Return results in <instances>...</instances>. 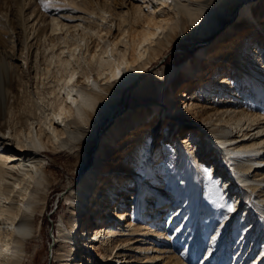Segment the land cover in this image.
<instances>
[{"label": "rangeland", "instance_id": "obj_1", "mask_svg": "<svg viewBox=\"0 0 264 264\" xmlns=\"http://www.w3.org/2000/svg\"><path fill=\"white\" fill-rule=\"evenodd\" d=\"M251 1L256 2L255 13L262 14L260 17L255 14L256 18L264 24L263 0ZM234 2L235 0H226L223 12L230 11V16L218 15L219 11L214 9L216 24L204 23L202 20L199 23L183 20L172 36L164 41L163 54L160 58L140 77L121 88L116 97L112 116L105 115L104 123L99 126L97 121L75 126L72 128V133L63 139L61 147L51 145L48 150H42L41 154L45 157L44 163L50 182L46 186L45 193H42L43 200L40 201V208L35 217V233L32 238L27 239V250L22 264H57L54 253L58 247L56 238L59 234L60 221L73 212L70 203L89 168L95 172L91 183L88 184L89 187L82 191L85 193L82 199L85 200L87 207L83 209L85 216H80V223L76 226L75 244L83 233L82 228L100 227L103 220L109 219L107 215L116 210V208L113 209L115 201L104 210L103 207L96 206L97 199L102 198L100 193L107 191L104 190L110 186L107 184L118 183L117 181L124 179L122 177L128 176L122 171L120 173L117 171L116 177L113 176V168L119 159L121 161L124 156L129 158L130 153H136L140 148L141 139L132 145L112 148L113 152L106 154L100 166L98 164L101 160H98L104 150L101 139L114 124L115 118L125 113L130 122L128 132L137 130L145 121L146 125L152 127L159 119L157 122L159 128L155 132L156 135L153 134L156 139L150 144V150L145 149L144 153L150 158L149 168L156 166L155 162L161 158L166 164L162 168V174L168 178L167 181L163 179L152 184V186H159L160 192L166 198L158 205L163 206L167 204L166 202H170L167 207L169 215L162 217L165 240L161 246L170 253V256L163 253L164 257L169 256L168 261L173 260L172 264H264V215L262 208L252 195L257 192L248 190L237 181L236 170L228 158L223 160L221 154L214 151L204 160H199V162H206L207 168H211V171L212 167H216L217 171L209 174L205 170L203 172L205 178L201 180L199 169L194 166L196 162L194 164L193 161H188L186 164V161L183 162L177 157L180 156L179 153L175 155L177 152L167 153L157 159L154 157L159 154V145L167 140L169 131L172 136H177L182 129L181 137L188 139L187 131L191 129L187 123L179 124L183 118L179 111L181 109L179 103L173 106L175 110L178 105L173 113L165 112L169 108L166 102L167 93L177 97V93L183 88L206 87L203 89L205 93L200 94L198 103L208 111H211L218 101L221 103L229 101L231 103L229 106L237 108V112L250 108L254 111L252 106L257 104H252L249 108L245 105L250 101L261 102L264 105V98L260 99L263 95L256 98L253 91L256 88L249 86L251 83L244 79V75L235 77L237 79L233 81H236V84L223 86L221 90V94L225 95L223 97L216 96L214 92H206L212 88L211 85L215 80L224 76L225 69L229 68L232 74L238 72L232 64L233 56L226 54L235 42H243L247 39L252 41L257 34L264 36V32L256 24L250 22L247 29L244 28L246 24L240 18L239 7H232ZM139 3L141 2L137 0H0V129L5 136L9 137L8 147H17L14 136L16 132L26 134L29 123L32 122L35 129L39 117L50 115L60 104L59 99L62 98V93L58 89L62 84L63 73L61 67L58 68L59 63L55 56L62 50L65 51L64 55H68L67 50L92 31L98 34L102 32L101 34L104 35L106 23L110 21H114L113 31L112 34L105 35V38L114 40L118 33V30L115 31L116 24L119 22L117 14L121 10L128 11L130 20L134 21L133 8ZM201 12H203L202 9ZM247 20H252V16ZM78 23L82 25L79 28ZM56 24L59 28L54 30ZM214 25L217 26L214 28ZM131 26L134 27V25ZM256 30L259 32L256 33ZM94 32L92 35L95 34ZM95 36L93 41H98L99 38ZM91 40L88 38L89 42ZM100 42L98 48L101 49L105 42L103 40ZM262 44L264 43H259V45ZM260 49L262 50L259 53L252 56L243 55L251 70L262 73L263 70L259 66L261 56L264 55V48ZM77 51L79 52V49ZM81 51H85V47ZM53 55L55 58L51 60ZM199 56L200 60L196 63ZM220 63L223 64L220 65ZM189 64H195L191 71L187 67ZM172 71H174L173 77H171ZM216 72L220 75H215ZM247 83L248 86H246ZM236 86L237 89L234 90L233 87ZM220 87L221 85L218 88ZM213 96H216L217 101L210 103ZM152 110H155V114L146 117ZM260 112L264 114V108ZM176 118H178V123L175 122L176 126L167 131V120H176ZM121 138L123 136L118 140ZM205 138L209 139L208 136ZM144 139H147L146 136ZM177 140L178 137H175L170 142L172 148L176 147ZM195 145L199 148L196 154L199 158L201 150L208 145L206 142L202 145L197 138L191 144L194 150ZM124 148L130 149L126 152ZM82 162H85L82 166L85 168L80 172L78 166ZM145 165L147 167V164ZM183 165H185V172H180ZM175 167L176 171L172 173ZM144 175L146 178L149 177L147 172ZM209 175L215 181H211ZM132 177L134 182L129 184L130 188L123 189L125 193H131L130 189H136V186L132 187L137 183V178ZM150 199L151 197L149 200L146 198L148 201ZM189 204H191L190 207H188ZM149 206L151 205L147 204V207ZM172 207L175 208L174 210L181 208L180 215L184 213L183 216L181 218L177 216L171 220ZM99 210H101L99 214L103 215L101 219L98 216L97 220L96 214ZM107 211L109 214L103 217ZM140 211L143 210L140 209ZM141 213L143 215L144 212ZM167 217L168 220L164 222V218ZM169 223L171 231L168 230ZM86 250L89 251L87 257L92 254L98 259L95 249L91 251L87 248ZM176 258L181 263H175L178 261ZM71 264L74 263L71 262Z\"/></svg>", "mask_w": 264, "mask_h": 264}, {"label": "bare ground", "instance_id": "obj_2", "mask_svg": "<svg viewBox=\"0 0 264 264\" xmlns=\"http://www.w3.org/2000/svg\"><path fill=\"white\" fill-rule=\"evenodd\" d=\"M137 1L141 3L133 8L134 15L132 18H134V21L130 20L128 11L121 10L117 14L119 22L116 24L115 31L118 30V33L114 34L116 36L114 40L105 38V35L112 34L114 23V21L107 22V19L104 35L101 34L102 32L98 34L96 31H92L95 33H93L94 35H92V32L87 34L89 32L87 31V36L79 37L80 40L67 50L68 55H64L65 51L62 50L59 55L55 56L58 59V68L61 67L63 73L62 84L58 89L62 93V98L59 99L60 104L53 109L50 115L39 117L35 129L34 122H32L29 123L26 134L16 132L14 136L17 147H8L9 137L5 136L0 129V264H22L27 250V239L34 236L36 213L40 208V201L43 200L42 193H45L46 186L50 182L44 163L45 157L41 154L42 150H48L51 145L57 148L61 147L64 142L63 139L72 133V128L75 126L79 127L81 124H87L91 121H97L99 126L104 123L105 115L112 116L116 97L121 88L131 83L138 76L140 77L146 69L150 68L160 58L163 54L164 41L172 36V33L183 20L197 23L202 20L204 23L211 24L213 22L216 24L214 9L219 11L217 12L218 15H231L230 11L223 12L226 0ZM220 2L224 4L222 3V5ZM262 3L264 11V0ZM255 5L256 2L251 0H235L232 7H239L240 18L246 24L243 25L245 29L253 23L258 25L264 32L263 21L255 16ZM201 9L203 12H201ZM256 15L260 17L262 14L257 12ZM250 16H252V20L248 21L247 18ZM79 25L78 28L82 26ZM130 25H134V27H130ZM216 26L214 25V28ZM58 28L59 25L56 24L54 30ZM257 32L259 30H256ZM93 36L105 42L101 49L98 46L102 40H98L99 42L93 41ZM88 38L92 40L89 42ZM238 42H235L226 54L233 56V63H231L235 65L239 73L232 74L229 68L225 69L224 76L215 80L214 84L211 85L212 88L207 86L209 90L206 92H214L216 96L221 95L223 97L225 96L221 94L223 86L236 84L237 82L233 81L237 79L235 77L239 78L244 75V79L251 83L250 85L247 83L246 86H254L256 89H253V91L256 98L263 95L260 98L262 99L264 98V55L261 56L260 60L259 68L263 70L260 73L251 70L243 54L252 56V54L259 53L262 50L260 48H264V44L259 45L260 42L264 43V36H258L257 34L252 41L247 39V41ZM83 47H85V51L82 52ZM78 49L82 53H79ZM199 55L201 56V53ZM200 56L196 63L199 62ZM55 57L53 55L51 60ZM195 64H189L187 66L188 70L191 71ZM222 64L220 63V65ZM173 75L174 71H172L171 77ZM215 75L218 76L220 73L217 74L216 72ZM220 85L221 87L218 88ZM237 86L233 89L236 90ZM200 87L183 88L177 93V97L171 93L166 94V102L169 108L165 112L168 114L172 111L173 113L178 105L175 106V110L173 106L179 103L181 107L179 111H181V117H183L179 124L187 123L191 129L187 131L189 133V136L187 135L188 139L181 137L182 129L177 133V136H172L171 131H169L167 140L159 145V154L154 157L157 159L167 153L177 152L175 155L177 156L179 153L180 156L177 157L183 162L186 161V164L188 161H193L194 164L196 162L194 166L199 169L200 179L203 180L205 170L209 174L217 171L216 167H212L211 171V168H207L206 162H199V160H204L214 151L220 153L223 160L228 158L234 165L237 181L248 190L257 192L252 195L262 208V214L264 215V114L260 112L264 105L259 102L260 100L259 103L250 101L245 105L249 108L252 104H257L252 106L254 111H251L250 108L237 112V108L229 106L231 105L229 101H226L227 103L218 101L217 105L211 111H208L198 103L200 94H204L203 89H206V87L203 89H200ZM214 87H217V89H213ZM216 96H213L210 103L217 101ZM154 111L148 112L146 117L154 115ZM126 116L127 113L115 118L114 124L101 139L104 150L98 160H101L98 164L100 166L102 160L106 158V154L113 152L112 148L132 145L141 139L140 148L136 153H130L129 158L124 156L121 158L123 160L119 161V159L115 167H112L114 169L113 176L116 177L117 171L119 173L120 171L125 172L128 176L122 177L124 179L117 181L118 183L107 184L110 185L104 188L107 191L103 190L104 192L100 193L102 198L97 199L96 206L103 207L104 210L115 201L113 209L116 208V210L111 211L110 215H107L109 210L108 213L106 212L103 217L107 215L109 219L103 220L100 227L94 229L82 228L83 233L78 237V243L75 244L76 226L80 223V216L84 215V207H87L85 200L82 199L85 194L82 191L84 188L87 189L86 187L91 183L95 172L92 168L86 170L80 183L81 186L70 203L73 212L60 221L59 234L56 238L58 247L54 253L57 264H71V262L74 264L173 263V260L168 261L170 253L161 246L163 240H165L162 217L163 215H169L167 207L170 202H166L167 204L163 206L158 205L161 200L165 201L166 198L160 192L159 186H152V184L163 179L167 181L168 178H165L162 174V168L166 164L161 158L155 162L156 166L149 168L150 158L144 153V151L150 150V144L156 139L153 134L159 128L157 126L159 119L152 127L146 125L145 121L144 124H140L141 127L137 130L128 132L130 122H128ZM167 121L168 127L166 129L168 131L176 126L178 118L176 120L168 119ZM226 125H229V127H226ZM37 126L39 127L37 128ZM126 132L128 133L124 135ZM122 136L123 138L118 140ZM145 136L147 139L143 140ZM206 136L209 139L205 138ZM175 137H178V140L175 144L176 147L172 148L170 142ZM196 138L202 145L205 142L208 145L201 150L199 158L196 157L199 151V148H196L198 145H195V150L191 146ZM130 148L124 149L127 152ZM84 163L82 162L78 166L80 172L85 168L82 167ZM175 169L176 167L172 169V173L176 171ZM146 172L148 178L144 175ZM180 172H185V165H183ZM132 176L137 178V183L133 184L132 187L136 186V189H130L131 193H125L123 189L125 187L126 189L130 188L129 184L134 182ZM209 179L215 181L211 175H209ZM148 197H151L150 201H148ZM146 201L148 202L146 203ZM147 204L151 205L149 206L151 208L147 207ZM141 206L143 207L141 210L145 211L143 215L142 211H140L141 214H137ZM174 209L172 207L171 220L177 216L181 218L184 214L180 215L181 208ZM132 210L133 212H131ZM100 212L101 210L96 214L97 220L99 219L98 216L100 219L102 218L101 215L103 214H99ZM145 215L147 218L144 219ZM164 219L165 222L168 217ZM168 227V230L171 231L170 223ZM87 248L91 251L95 249L98 259L92 254L87 257L86 255L89 252H87ZM163 253H167L169 256L164 257ZM175 263H181V261L178 260Z\"/></svg>", "mask_w": 264, "mask_h": 264}]
</instances>
